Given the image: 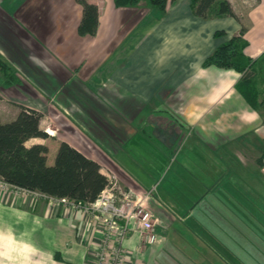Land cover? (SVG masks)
Segmentation results:
<instances>
[{
	"label": "crops",
	"instance_id": "obj_1",
	"mask_svg": "<svg viewBox=\"0 0 264 264\" xmlns=\"http://www.w3.org/2000/svg\"><path fill=\"white\" fill-rule=\"evenodd\" d=\"M86 2L98 9L93 36L78 33L83 13L76 0H0V60L6 64L9 78L5 80L6 74L0 72V121L14 120L21 108L34 110L41 115L39 128L48 135L30 139L26 146L45 145L48 160L50 148L57 150L65 142L98 163L104 176H108L105 169L113 174L115 183L134 194L149 192L153 190L152 181L138 175L134 166L143 146L150 142L131 127L134 123L142 128L150 117L171 109L166 115L176 113L184 123L182 127L190 129L181 150L186 148L182 151L200 165L208 161L210 168H218L217 160L229 161L232 156L237 157V165L256 163L239 155L243 136L251 133L264 138L259 115L235 89L241 76L233 70L202 66L218 43L214 32L224 29L231 37L239 29L233 19L199 18L186 14L184 6H177L183 12L177 15L172 3L165 13L151 18L149 9L143 6L118 8L114 0ZM251 10L250 26L244 34L248 42L245 54L255 60L264 52V0H258ZM146 49L153 52L150 61L140 55ZM160 86H168L161 97L153 94V89ZM80 92L87 97L79 100ZM166 97L171 99L167 109L161 103L147 108L148 102H161ZM97 99L110 107L106 120L120 128L118 133L102 126L103 121L95 119L80 102L97 103ZM70 101L81 111L77 108L71 113ZM90 125L105 128L99 130L102 136ZM149 125L166 137L165 144L154 139L169 150L175 135L167 133L166 127L164 131L157 124ZM154 146L155 153L166 155ZM259 174L264 176V169ZM233 175L228 181L234 182ZM229 194L233 196L234 191ZM13 196L0 190L2 264L91 263L101 238L97 221L74 212L60 199L40 197L33 201L30 196ZM151 200L150 208H167L161 197L153 195ZM222 209L228 213L230 208ZM250 211L235 208L244 220L245 214L250 218ZM159 212L161 223L169 228L174 218L169 220L162 210ZM135 241L132 234L124 246L131 249ZM157 256L158 252H145L141 259L144 264H159ZM250 261L264 264V255H251ZM243 262L236 259L235 264H246Z\"/></svg>",
	"mask_w": 264,
	"mask_h": 264
},
{
	"label": "rangeland",
	"instance_id": "obj_2",
	"mask_svg": "<svg viewBox=\"0 0 264 264\" xmlns=\"http://www.w3.org/2000/svg\"><path fill=\"white\" fill-rule=\"evenodd\" d=\"M227 1L232 12H236L234 13L236 19L229 16L215 17L214 12L206 14L203 17L231 18L239 26L237 32L231 37L227 36L226 30L221 29L220 31H223L225 35L217 41V44L237 36L241 27L247 31L246 28L250 26L249 16L252 13L251 8L258 2V0ZM172 4L176 6L175 12L177 15H183L182 10L176 9L179 8L177 6H184L186 14L191 13L195 16L190 7L191 0H176ZM141 6L143 5L138 7ZM148 11L151 14V18L160 14L157 10L149 9ZM151 18H149L150 21H152ZM152 54L153 52L146 49L140 55L145 60L148 59L150 61ZM6 71L5 67L0 66L2 75L6 74ZM238 74L241 76L240 73ZM4 76L6 77L7 74ZM256 76L258 77L255 78L256 88L259 91L258 101L260 102L261 100L263 103L255 112L259 115V119L264 125V82L261 81L258 75ZM262 76L264 78V69ZM8 79L7 77L5 78V80ZM167 87L160 86L158 90L153 89V94L157 95L158 93V96L161 97L165 95ZM83 96L87 97L84 93L80 92L79 100H82ZM168 97L164 100L162 99L161 102H157L156 100L148 102L147 108L149 110L153 109L161 103V106L167 109L166 106L171 100ZM97 100V103L92 100L80 102L95 119L99 118L103 121H101L102 126L106 127L107 130L114 129L119 131L120 128L117 125H113L114 127H112L106 120V113L110 107L102 99ZM70 103L72 104V107L69 108L71 113H75L77 108L81 111V108L74 101H70ZM167 110L171 111V109ZM167 110H162L165 113H159L158 117L155 116L156 114L150 117L148 119L149 123H145L142 128H136L134 123L132 127L130 126L132 129L139 130L138 133L143 135L145 141L150 142L149 145L145 144L143 146L141 153L136 159L137 164L134 168L137 169L138 175L147 176V179L152 181L153 185L150 188L153 187V190L134 194L129 188H125L120 183H115V176L105 169V172L107 171L108 173L106 178H109L110 185H114L115 201L121 200L124 196H129L132 200L144 197L142 201L143 212L150 214L148 230L141 229L142 223L138 219L130 224V226L132 225L131 230L128 232L126 239L134 234L136 241L131 249L124 246L123 243L122 249L129 261L127 264H144L141 256L145 252H152L153 254L158 252L159 264H235L236 259L242 260L246 264H254L253 261H250L251 255H264V176L258 175V172L264 169V158H262L264 138L260 139L259 135L255 136L250 133L243 136L239 141L240 154H238L241 158H245L246 156L253 160V162L256 161L253 165L244 166L240 163L237 165V157L232 156V159L229 161L217 160L218 168H215V166H211L210 168L208 161H205L206 165H200L197 159H191L186 155L185 151H182L186 149L187 143L183 146L185 149L181 150L180 147L183 141H185L187 134H189L188 131L190 129L182 127L184 123H182V120L176 113L175 115L172 112V116L169 113V115H166ZM80 117L77 116V119ZM80 119L83 121L82 117ZM150 123L157 124L162 129L166 127L167 133L175 135L176 138H174L173 146L169 150L165 149L153 138L154 131L150 127ZM102 126L90 125L99 136H102L99 130L105 131V128ZM165 129L163 130L165 131ZM116 131L113 132L118 133ZM129 134L127 133V136ZM117 139H121L120 136ZM154 145L159 146L163 152H167L166 155L155 153L157 148ZM56 151V149L53 150V147L50 148L47 160L48 165L53 164ZM129 164L132 165V163ZM233 172L232 178L235 177V180L234 182H230L228 181V177ZM233 186L234 190H232ZM230 191L231 193L234 191L233 196L229 194ZM153 195L161 197L167 204V208H154L156 207L154 203V207L150 208L152 204L151 197L153 198ZM18 196V198L22 199L27 198V196ZM31 199L36 201L40 197L31 196ZM222 208L230 209L227 213ZM231 208H234V211ZM235 208H251L250 218L245 214L247 220H244L243 216L235 213ZM159 210H162V215L167 216L169 220L174 218L175 222L171 223L169 228L163 221L161 223V212ZM90 211L92 212V210ZM78 212L84 213L82 208ZM88 215L93 221L99 223L100 230L102 231L101 225L102 223L104 224V218L105 216L108 217V215L102 216L99 212H92ZM232 217H234L233 220ZM148 234L155 236L154 242L150 243L146 241ZM96 248H98V245H96L94 250Z\"/></svg>",
	"mask_w": 264,
	"mask_h": 264
},
{
	"label": "trees",
	"instance_id": "obj_3",
	"mask_svg": "<svg viewBox=\"0 0 264 264\" xmlns=\"http://www.w3.org/2000/svg\"><path fill=\"white\" fill-rule=\"evenodd\" d=\"M82 7V19L78 26L80 35L93 36L97 28L98 9L86 0H76ZM176 0H114L118 8L138 7L164 13L169 3ZM191 10L197 17L214 12L215 17L229 16L236 19L227 0H191ZM246 30L241 27L239 34L216 45L214 51L202 63L203 67L229 69L241 74L235 85L236 91L245 103L257 111L262 106L258 101L256 88L258 75L264 78V52L257 58L246 56L248 42L244 39ZM217 30L213 37H224ZM1 61V60H0ZM1 67L6 68L4 62ZM40 113L20 109L16 118L8 123L0 121V179L7 185L46 197L73 201L79 206L93 203L101 192L109 186V180L100 171V166L83 153L61 142L57 148L52 165L47 164L48 149L42 144L26 146L33 138L45 139L48 135L39 128ZM52 134V132H50ZM152 135V134H151ZM154 138V137H153ZM264 158V151L262 154Z\"/></svg>",
	"mask_w": 264,
	"mask_h": 264
},
{
	"label": "built area",
	"instance_id": "obj_4",
	"mask_svg": "<svg viewBox=\"0 0 264 264\" xmlns=\"http://www.w3.org/2000/svg\"><path fill=\"white\" fill-rule=\"evenodd\" d=\"M114 185H110L101 192L98 198L91 204L85 206H79L73 201L60 199L62 204L70 207L74 212H78L80 208L83 209L84 214H90L92 212H99V214L108 215L105 216L104 224L102 223L101 238L98 242V248L92 252V261L90 264H127L129 261L123 252V243L127 237L128 232L131 230L130 224L135 222L136 219L142 223V228L149 229V217L148 212H143L141 199L132 200L129 196H124L121 200L115 201ZM0 190L13 193L16 197L20 196H37L45 197L39 193L28 192L20 189L13 188L0 179ZM131 191V190H130ZM92 210V212L90 211ZM143 212V213H142ZM95 216V215H94ZM154 235H147V242H154Z\"/></svg>",
	"mask_w": 264,
	"mask_h": 264
},
{
	"label": "water",
	"instance_id": "obj_5",
	"mask_svg": "<svg viewBox=\"0 0 264 264\" xmlns=\"http://www.w3.org/2000/svg\"><path fill=\"white\" fill-rule=\"evenodd\" d=\"M153 131H154L153 136L155 137V139L158 142H160L161 144H165L166 137L161 135L160 132L157 129H155Z\"/></svg>",
	"mask_w": 264,
	"mask_h": 264
},
{
	"label": "clouds",
	"instance_id": "obj_6",
	"mask_svg": "<svg viewBox=\"0 0 264 264\" xmlns=\"http://www.w3.org/2000/svg\"><path fill=\"white\" fill-rule=\"evenodd\" d=\"M0 264H2V262H0Z\"/></svg>",
	"mask_w": 264,
	"mask_h": 264
}]
</instances>
